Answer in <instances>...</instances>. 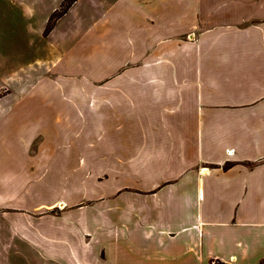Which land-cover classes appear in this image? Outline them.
<instances>
[{
    "label": "crops",
    "instance_id": "obj_1",
    "mask_svg": "<svg viewBox=\"0 0 264 264\" xmlns=\"http://www.w3.org/2000/svg\"><path fill=\"white\" fill-rule=\"evenodd\" d=\"M157 1L135 9L155 20L137 23L145 39L131 75H121L127 83L90 85L103 95L132 82L170 103L159 121L169 133L144 145L149 165L109 195L117 222H132L134 264H263L264 0ZM30 192L0 194V264H99L105 249L92 244L93 226L45 228V216L23 205L56 202ZM99 199L102 213L89 222L120 237L108 224L113 204Z\"/></svg>",
    "mask_w": 264,
    "mask_h": 264
},
{
    "label": "rangeland",
    "instance_id": "obj_2",
    "mask_svg": "<svg viewBox=\"0 0 264 264\" xmlns=\"http://www.w3.org/2000/svg\"><path fill=\"white\" fill-rule=\"evenodd\" d=\"M72 1L0 0V182L9 183L0 194L27 198L32 190L56 202V209L23 206L45 216V228L92 225V244L105 249L94 262L134 264L132 222L118 224L109 195L132 187L139 168L149 165L144 145L169 133L159 121L170 103L132 82L103 95L90 85H117L122 74L131 75L145 39L138 40L137 23L155 19L136 12L148 0ZM151 164L153 171L163 165ZM99 197L113 204L108 224L114 234L121 227L120 237H102L100 221L89 222L102 213Z\"/></svg>",
    "mask_w": 264,
    "mask_h": 264
},
{
    "label": "trees",
    "instance_id": "obj_3",
    "mask_svg": "<svg viewBox=\"0 0 264 264\" xmlns=\"http://www.w3.org/2000/svg\"><path fill=\"white\" fill-rule=\"evenodd\" d=\"M75 0H73L72 2H74ZM217 262H220V261H217ZM263 264H264V262H263Z\"/></svg>",
    "mask_w": 264,
    "mask_h": 264
}]
</instances>
